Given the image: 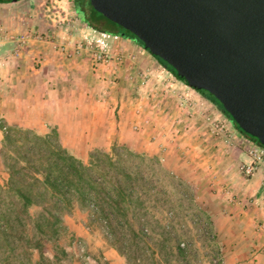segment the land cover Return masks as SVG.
<instances>
[{"label": "rangeland", "instance_id": "obj_1", "mask_svg": "<svg viewBox=\"0 0 264 264\" xmlns=\"http://www.w3.org/2000/svg\"><path fill=\"white\" fill-rule=\"evenodd\" d=\"M75 9L74 0H22L0 15V76L10 74L18 63L20 79L36 83L42 77L45 83L43 97L32 101L33 114L24 113L29 102L25 108L26 102H19L22 111L17 117L33 126L22 129L39 135L56 130L61 144L85 163L92 152L109 151L114 143L157 158L161 177L170 173L175 178L172 188H167L173 193L171 199L161 196L149 205L146 224L152 236L160 241L163 232L171 233L170 250L162 253L160 264H225L203 209V193L207 192L205 198L218 189L210 185L216 179L207 180L217 171L207 161L218 159L222 141L225 154L234 147L245 154L253 141L137 43L94 31ZM92 15L108 24L100 15ZM95 53L107 54L108 62L98 63ZM43 69H50L44 77ZM181 96L191 98V105L181 107ZM2 123L6 124L0 118ZM216 124L225 125V130L218 133ZM2 135L0 128V142ZM6 178L0 158V181ZM64 218L65 223H85L93 237L108 243L104 224L92 222L88 210L76 206ZM64 242L69 244L67 238ZM182 242L189 246L186 260L176 251ZM75 248L79 253L85 250L77 244ZM99 264L105 263L99 260Z\"/></svg>", "mask_w": 264, "mask_h": 264}, {"label": "trees", "instance_id": "obj_2", "mask_svg": "<svg viewBox=\"0 0 264 264\" xmlns=\"http://www.w3.org/2000/svg\"><path fill=\"white\" fill-rule=\"evenodd\" d=\"M75 10L82 19L78 7ZM120 29L126 39L144 49L134 35ZM154 58L186 85L171 66ZM49 71L43 69V74ZM75 89L79 92L80 85ZM197 93L264 149L257 139L241 132L214 96L206 91ZM0 128V158L7 175L0 181V264H75L67 248L72 239L64 217L76 206L88 210L92 222L104 224L108 244L128 264H160L162 253L170 250L171 233L163 232L160 241L152 236L146 224L150 223L149 205L161 196L171 199L173 193L167 188H172L175 178L170 173L161 177L157 158L114 143L109 151L92 152L85 163L61 144L56 130L39 135L4 123ZM66 238L69 244L64 242ZM176 251L186 260L189 246L178 243Z\"/></svg>", "mask_w": 264, "mask_h": 264}, {"label": "water", "instance_id": "obj_3", "mask_svg": "<svg viewBox=\"0 0 264 264\" xmlns=\"http://www.w3.org/2000/svg\"><path fill=\"white\" fill-rule=\"evenodd\" d=\"M90 5L171 66L190 89L214 96L241 132L264 146V0H90Z\"/></svg>", "mask_w": 264, "mask_h": 264}, {"label": "crops", "instance_id": "obj_4", "mask_svg": "<svg viewBox=\"0 0 264 264\" xmlns=\"http://www.w3.org/2000/svg\"><path fill=\"white\" fill-rule=\"evenodd\" d=\"M21 1L0 3V15L2 16L3 10L7 7ZM137 46L141 51H145L141 46ZM18 67V63L14 64L10 74L4 72L0 76V118L8 126L32 129L33 126L23 123L21 118L17 117L18 113L20 117L22 111V103L19 102L21 100L26 102L24 108L29 102L30 107L25 108L24 113L33 114L32 101L37 97H43L45 83L42 77H39L36 83L33 79L30 81L20 79L17 75ZM73 86L77 88V83ZM4 105L7 106L5 111L2 109ZM2 138L3 135L1 140ZM223 143L224 141L222 146H217L220 153L218 159L207 161L210 166L216 165L214 171L217 169L215 175H208L207 180L216 179V183H209L216 184L211 187L218 189L211 194L208 193L205 198L203 195L207 192L202 195L205 217L217 235L215 242L217 254L223 257L225 264H264V175L260 172L252 176L245 175L242 166L248 163L246 153L234 147L225 154ZM238 200L240 201L237 202ZM239 204L241 207H237ZM84 224L65 223L69 232L68 238L72 239L68 251L73 254L75 264H85L75 248L76 244L77 247L84 246V254L96 262L100 260L105 264H127L125 258L107 242H100L93 237L89 233L90 228L84 227Z\"/></svg>", "mask_w": 264, "mask_h": 264}, {"label": "built area", "instance_id": "obj_5", "mask_svg": "<svg viewBox=\"0 0 264 264\" xmlns=\"http://www.w3.org/2000/svg\"><path fill=\"white\" fill-rule=\"evenodd\" d=\"M95 60L99 63H105L108 62L107 58L108 55H103V53H95L94 55ZM180 101L181 107L184 106H189L191 105L190 100H192L191 98H187V97H179L178 99ZM145 124H149V121H145ZM135 130L138 129V126H135L134 128ZM215 129L219 132H223L225 130V125H221V124H216L215 125ZM232 140H236V136L232 135ZM247 157H248V163L245 165V173L247 175H253L255 173L256 170H260V172L264 175V149L262 147H260L259 145H257L254 142L249 143V148L247 150L246 153ZM83 261L85 262V264H99V262H96L94 259H92L91 257H89L88 255L84 254V250H81L80 253Z\"/></svg>", "mask_w": 264, "mask_h": 264}, {"label": "flooded vegetation", "instance_id": "obj_6", "mask_svg": "<svg viewBox=\"0 0 264 264\" xmlns=\"http://www.w3.org/2000/svg\"><path fill=\"white\" fill-rule=\"evenodd\" d=\"M75 8L78 7L80 14L82 15L83 20L78 16V18L85 23L89 28L93 29L94 31L113 38H121L123 40H129L126 39L127 35L125 32H123L119 26L116 24L106 20L105 18H102L104 21H106L108 24H104L102 20H99L98 18H94L92 15V12L95 10L90 5V0H74ZM96 12V11H95ZM94 12V13H95ZM96 14L100 15L96 12ZM110 22V23H109ZM118 28V29H117ZM132 41V40H129Z\"/></svg>", "mask_w": 264, "mask_h": 264}]
</instances>
